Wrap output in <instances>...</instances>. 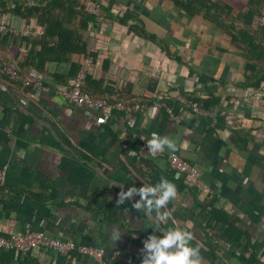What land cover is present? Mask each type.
<instances>
[{
    "label": "crops",
    "instance_id": "0c3cea01",
    "mask_svg": "<svg viewBox=\"0 0 264 264\" xmlns=\"http://www.w3.org/2000/svg\"><path fill=\"white\" fill-rule=\"evenodd\" d=\"M95 1L101 11L83 31L93 58L84 89L139 108L128 124L110 105L90 110L59 95L55 89L66 85L52 75L77 73L81 53L72 56L73 67L46 63V93L0 73V168L8 166L0 234L45 231L103 248L108 264H141L156 213L135 209L138 195L116 201L121 190L163 178L177 196L161 209L171 213L162 227L191 231L200 264H264V30L255 22L264 0ZM13 2L0 0V15L20 23L18 13L4 10ZM24 43L0 38V58H12ZM196 103L227 114L199 115ZM153 132L173 140L201 179L176 176L167 147L161 156L149 153L141 137ZM0 264L97 260L37 247L27 254L5 249Z\"/></svg>",
    "mask_w": 264,
    "mask_h": 264
},
{
    "label": "built area",
    "instance_id": "2783aa9c",
    "mask_svg": "<svg viewBox=\"0 0 264 264\" xmlns=\"http://www.w3.org/2000/svg\"><path fill=\"white\" fill-rule=\"evenodd\" d=\"M12 4L23 3L24 5L31 7L38 0H14ZM85 9L92 13L98 15L101 11L100 4L95 0H77ZM1 10V7H0ZM258 21L264 25V15L257 16ZM0 33H11L14 36H41L43 30L39 28L36 24L35 19H32L29 24L22 26L18 23V19L15 15H0ZM26 45V44H25ZM21 49V51L26 50V46ZM93 64V58L91 56H86L81 62V65L70 81L69 85L61 86L56 88L55 91L64 97L65 99L72 101L78 105H82L90 110H98L110 105L118 110L125 113V121L128 124L132 123V111L139 108V104L126 105L121 101H116L115 103H109L108 100L91 95L88 91L84 89L88 72ZM0 73L8 76L14 81H19L22 85L29 87L35 91L48 92L51 87L46 82V75L39 69L32 67L25 75L21 73V67L18 60H10L4 64H0ZM233 105L240 104L239 98H234L231 101ZM192 109L195 113L206 116L215 117L219 113L220 115L227 114V110L223 109L216 112L213 109H206L199 104H194ZM167 112L176 120L179 119V115L176 114L172 107H167ZM151 137H149L150 139ZM143 147L151 154L163 155L167 153L166 147L162 151H157L152 153L148 150L146 145V140L143 143ZM168 161L170 165V170L176 176H185L191 180H200L201 171L199 168L183 158L177 150L168 152ZM8 166L5 165L0 168V195L1 188L5 185L8 173ZM37 247H49L61 254H68L72 251H77L79 253L94 257L97 260V264H108L104 258V249L101 247L89 246L84 244H79L74 240L55 238L51 234L45 231H27L24 233H14L12 235H2L0 234V252L5 249L18 250L24 254L29 253L32 249Z\"/></svg>",
    "mask_w": 264,
    "mask_h": 264
},
{
    "label": "trees",
    "instance_id": "16d2710c",
    "mask_svg": "<svg viewBox=\"0 0 264 264\" xmlns=\"http://www.w3.org/2000/svg\"><path fill=\"white\" fill-rule=\"evenodd\" d=\"M0 6L3 8L2 4H0ZM2 8L0 13L3 11ZM4 10H11L18 13L21 17L20 24L22 26L29 24L32 19H35L37 26L43 30V34L37 37L24 35L14 36L11 33H0V38L5 39V41L10 39L16 41L22 38L25 41L24 44H26V50H17V54L9 59L0 58V64H4L11 59L18 60L21 73L25 75L32 67L39 69L43 73L47 72L46 63L52 61L59 64L70 62V67H73L74 63L71 61V58L74 54L81 53L84 54L85 57L91 55L92 51L90 50L88 41L85 40L83 31L88 30L96 14L88 12L79 1L38 0L31 7L23 3H16L15 5L4 6ZM217 10L221 12L224 8L218 6ZM258 15H264V13H259L255 17L256 25L264 30V25L257 19ZM239 35L245 36L246 31H239ZM79 67V65H75V70L78 71ZM75 73L71 72L67 75L56 73V75L52 76H54L60 84L69 85L71 77L75 76ZM16 82L20 83L24 90L30 89L22 85L21 82ZM94 96L97 95L94 94ZM111 101H122L124 104H131L122 97L113 98ZM238 239L240 240V237H238ZM239 244H242V242L240 241Z\"/></svg>",
    "mask_w": 264,
    "mask_h": 264
},
{
    "label": "clouds",
    "instance_id": "9594fccd",
    "mask_svg": "<svg viewBox=\"0 0 264 264\" xmlns=\"http://www.w3.org/2000/svg\"><path fill=\"white\" fill-rule=\"evenodd\" d=\"M146 140L147 148L155 153L165 147L175 151L176 143L167 136H160L153 132L151 138ZM138 195L140 199L132 206L139 210L146 209L148 213L155 212L158 223L147 239L143 241V258L141 264H200L201 252L199 246H193V233L181 227L164 228L171 215L168 211H161L177 196V186L167 179H161L155 185H143L139 188L128 187L121 190L116 201L117 205L124 204ZM161 233L162 235H157ZM121 231L119 227L113 229V239L119 240Z\"/></svg>",
    "mask_w": 264,
    "mask_h": 264
}]
</instances>
